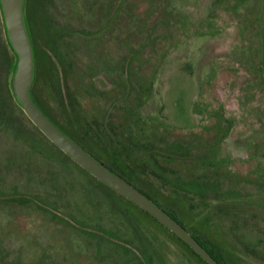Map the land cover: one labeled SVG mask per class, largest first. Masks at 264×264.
<instances>
[{
	"label": "rangeland",
	"instance_id": "obj_1",
	"mask_svg": "<svg viewBox=\"0 0 264 264\" xmlns=\"http://www.w3.org/2000/svg\"><path fill=\"white\" fill-rule=\"evenodd\" d=\"M167 2L26 0L31 92L88 154L224 264H264V0H216L212 10L213 0ZM1 20L0 225L15 205L31 235L44 221V247L28 264H204L36 129L11 92ZM156 70L158 92L146 100ZM96 119L94 130L85 126Z\"/></svg>",
	"mask_w": 264,
	"mask_h": 264
},
{
	"label": "water",
	"instance_id": "obj_2",
	"mask_svg": "<svg viewBox=\"0 0 264 264\" xmlns=\"http://www.w3.org/2000/svg\"><path fill=\"white\" fill-rule=\"evenodd\" d=\"M23 3L24 0H0L6 40L15 54V69L10 80L11 92L21 107L20 109L36 128L54 146L67 154L77 166L152 216L156 222L171 231L207 264H218L185 228L174 222L170 216L137 189L123 182L122 178L109 172L102 164L90 157L70 138L54 127L53 123L38 110L29 93L34 73V55L30 36L24 23Z\"/></svg>",
	"mask_w": 264,
	"mask_h": 264
},
{
	"label": "flooded vegetation",
	"instance_id": "obj_3",
	"mask_svg": "<svg viewBox=\"0 0 264 264\" xmlns=\"http://www.w3.org/2000/svg\"><path fill=\"white\" fill-rule=\"evenodd\" d=\"M174 2H175V0H168L167 3H168V5H172ZM215 2H216V0H213V2L210 4V9L211 10H212V8H213L212 6L214 5ZM25 3H26V0H24V3L22 4L23 5V9H25L24 8ZM239 3H240V1H239ZM179 8H182V6L179 7ZM210 9L208 8V11H210ZM207 14H208V12H207ZM180 18H181V16H180ZM26 21L27 20H26V15H25V21H24L25 24H26ZM206 22H207V25H206L207 28H209V29L212 28V24H211L212 18L210 16L206 17ZM26 26H27V24H26ZM106 26L107 25L105 23L103 28L106 27ZM28 34H29V31H28ZM198 34H199V36H202L200 33H198ZM56 57H61V56L59 55V56H56ZM33 60H35V59H33ZM162 63H161L160 67H162ZM181 68L184 69L185 72L188 73V75H191L192 72H193V64L191 62H185ZM118 69H120V63L116 64V70L115 71L112 70L115 75L118 74V73H116L118 71ZM36 73H37V66L34 63V73H33L32 81L34 79L36 80ZM158 73H159L158 70H156L154 76L151 77V79H150V81L148 83L149 85L145 88V90H146L145 99L146 100L150 99V97L152 95H155L156 92H158V89L156 88V85H155V81H156L155 79H156V76H157ZM91 74H92L91 75L92 77H88V80H91V81L96 83L97 80H98V77H99V75H101V73L100 72H92ZM112 88L113 87H111V88H109L107 90V88L104 87L103 90L101 89L102 90L101 92H102V94L106 93V92L108 93V92H110L112 90ZM31 91L32 90L29 91L31 99L34 102V104L36 105V107L38 108V110L47 119H49V121H51L53 123L54 127H56L60 132H62L64 135H66L68 138H70L71 141H73L75 144L78 143L74 139V137L71 136L70 133H68L67 131H65L62 128H60V126H58L48 114H46V113L44 114V112L42 111V108L40 107V105L32 97ZM75 94H73L71 96L74 97ZM141 107H142V105H139V109ZM160 111L163 112V108L162 107H161ZM137 117L139 119H141L142 122L149 121V119H150V118H141L138 115H137ZM156 118H158L160 120L161 116L160 117L157 116ZM222 118L225 121H229L227 118H224V117H222ZM96 120L97 121L91 120V122H89L88 120H85L86 121V122H84V123H86L85 126L88 127L89 129L91 128V129L94 130L95 126H93L92 124H94V125L98 124L97 122L99 120L98 119H96ZM102 123H103L104 127H107L106 119L104 117L102 118ZM96 128H98V127H96ZM71 130H72L73 134H78L79 133L78 131L76 132L75 129H73V128H71ZM77 146L80 147L82 150H84L88 154V152L81 146L80 143H78ZM213 154L215 155V153H213ZM89 156L91 157L90 154H89ZM214 158L215 157H213V159H211V160L209 159L210 163H212V164L215 163V162L214 163L212 162L214 160ZM216 161H219L220 163L224 164V163H226L228 161V158H227V156H223V158H219V160H216ZM257 165H258L257 166L258 168L263 166V164L260 161L257 163ZM24 199H27V197H24ZM13 203L16 204V201H13ZM24 205L26 207L27 203H25ZM16 208L17 207L15 205V207H14L15 210L9 211L7 226L0 225V264H14V262H16V263L19 262L18 264H28L30 258L34 259V257H35V254L34 253H30V251H33V252L35 251L37 253V255H38V252H39L38 249L44 247L43 241L45 239H43V235H42L43 232L46 231V224L44 223V221H40L39 226L38 225L35 226L36 229L33 231L34 234L31 235L30 231L32 229L31 228L32 225H31V221H30L31 218H30L29 214L27 212L19 213V212H17ZM43 223L45 225H43Z\"/></svg>",
	"mask_w": 264,
	"mask_h": 264
},
{
	"label": "trees",
	"instance_id": "obj_4",
	"mask_svg": "<svg viewBox=\"0 0 264 264\" xmlns=\"http://www.w3.org/2000/svg\"><path fill=\"white\" fill-rule=\"evenodd\" d=\"M24 8H25V6H24ZM0 14H1V11H0ZM23 15H24V20H25V9H23ZM1 18H2V15H1ZM3 20V19H2ZM2 20H1V24H2V28H3V32H4V35H5V43H6V46L8 47V49L12 52V56L14 57V62H15V54H14V52L11 50V48H10V46H9V44H8V42H7V40H6V33H5V30H4V26H3V22H2ZM25 23V22H24ZM25 26H26V24H25ZM26 29H27V31H29L28 30V27L26 26ZM29 36H30V42H31V45H32V51H33V59H35L34 60V63L36 64V51H35V49H34V45H33V42H32V40H31V38H32V36H31V34H30V32H29ZM14 69H15V63H14V65H13V71H12V73H14ZM35 82V79L32 81V85H31V89L30 90H32L33 89V87H34V83ZM13 95V94H12ZM31 95H32V97L34 98V96H33V94H32V92H31ZM13 98L15 99V97L13 96ZM35 99V98H34ZM36 100V99H35ZM17 102V101H16ZM18 103V102H17ZM43 111V110H42ZM44 112V111H43ZM44 114H45V112H44ZM76 142V141H75ZM76 144H78V143H76ZM89 155V154H88ZM92 157V156H91ZM95 159V158H94ZM96 161H98L97 159H95ZM100 164H102L100 161H98ZM103 165V164H102ZM105 167V166H104ZM106 168V167H105ZM109 172H111V173H113V174H115V175H117V176H119L120 178H122V180H123V182H125V183H127L128 185H130V186H132L131 184H129L128 182H126V180L121 176V175H119V174H117V173H114L111 169H108V168H106ZM133 187V186H132ZM135 189H137V188H135ZM141 194H143L145 197H147L150 201H152L154 204H156L160 209H162L168 216H170V218L171 219H173L174 220V222H176V223H178L179 225H181L183 228H185V226L182 224V223H180L179 221H177V219L175 218V216H174V214L172 213V212H169L168 210H166V209H164V208H162L159 204H157V202L156 201H154L153 200V198L152 197H150L149 195H147V194H145L144 192H142V191H140L139 189H137ZM141 210V209H140ZM142 211V210H141ZM142 212H144V211H142ZM146 215H148V216H150L148 213H146V212H144ZM150 218H152V216H150ZM154 221H156L154 218H152ZM156 223H158V222H156ZM159 224V223H158ZM159 225H161V224H159ZM162 226V225H161ZM164 227V226H163ZM186 229V228H185ZM187 230V229H186ZM172 233V232H171ZM173 234V233H172ZM191 234V233H190ZM173 236H174V234H173ZM178 241H180L182 244H184L186 247H188L189 249H190V247L189 246H187L185 243H183L180 239H178L176 236H174ZM191 237H193L205 250H207L208 251V254L214 259V260H216L217 262H218V264H224L222 261H221V258L218 256V254H216L215 252H213L212 250H210L208 247H207V245L199 238V237H196V236H192L191 235ZM190 251L192 252V254L194 255V256H196L198 259H200L204 264H207L204 260H202L198 255H196L195 254V252H193L191 249H190Z\"/></svg>",
	"mask_w": 264,
	"mask_h": 264
}]
</instances>
